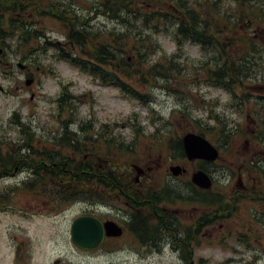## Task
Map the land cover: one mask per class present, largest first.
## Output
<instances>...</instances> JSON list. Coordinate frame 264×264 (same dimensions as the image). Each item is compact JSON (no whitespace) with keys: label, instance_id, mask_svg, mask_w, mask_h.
<instances>
[{"label":"rangeland","instance_id":"374dc122","mask_svg":"<svg viewBox=\"0 0 264 264\" xmlns=\"http://www.w3.org/2000/svg\"><path fill=\"white\" fill-rule=\"evenodd\" d=\"M25 1L31 4L26 20L45 35V40L63 47L67 46L66 27L44 13L38 4L47 8L55 3L61 7H65L62 2L71 3L78 14L89 20L92 30L105 33L124 31L122 24L110 16L96 15L103 0ZM218 1L225 10L233 8L235 14L246 6L241 7L234 0ZM145 3L153 5L152 1ZM252 3L257 8L253 22L251 19L248 24L241 22L238 29L237 25L234 29L241 47H246L247 39L251 38L257 52L253 66L251 64V82L246 89H237L241 100L233 99L221 87L206 83L203 75H196L193 66L207 59L208 54L191 42H185L178 49L171 22L161 25L160 31L151 23L144 25L140 20L133 23V32L150 34L160 46L148 59L147 66L132 63L135 75L123 76L131 90L144 96L142 101L73 66L59 56L56 47L47 46L43 50L41 46L46 44L43 39L32 43L39 49L30 56L27 49L24 53L23 47L18 46L16 35L8 36L4 44L0 41V87L3 88L0 89L1 154H7L18 136L23 137L18 134L19 125L13 121L14 114L31 126L40 140V147L50 145L61 132L63 121H67L73 131L87 128L85 135L88 136L101 131L103 136L116 139L119 144L110 143L115 146L110 148L111 156L105 154L100 143L104 140L99 135L96 145L100 147V153L96 147L93 159L99 154L98 160L104 163L103 157L108 156L120 170L130 173L128 192L136 189L146 195L151 189L170 186L174 195L179 197L159 206L172 212V221L179 223L180 233L188 227L195 239L187 262L164 243L161 250L146 248L143 258L133 253L128 255L127 262L120 260V264H264V17L259 12L264 9V0H252ZM161 9L170 10L168 7ZM173 54L181 67L171 78H156L147 73L153 63ZM27 80L32 81L27 84ZM64 92L77 98L70 107L59 102ZM214 117L223 124L219 125ZM202 127L206 129L204 136L220 150V158L212 164L207 163L206 167L214 180L209 195H224V202L229 204L223 213H216V206H205L199 201L191 175L198 169L200 161L184 159L179 149L170 144L171 140L175 142L188 132L199 133ZM176 164L186 168V173L174 176L169 168ZM134 166L143 168L144 174L138 184H135L137 173ZM19 173L2 179L0 189H30L22 182L27 173ZM240 179H244V186L248 185V189L238 185ZM239 192L245 197L239 198ZM117 195L102 193L100 198L82 200L88 204L95 201L100 215H106L107 205L131 210L125 198L119 200ZM16 198L18 204L44 206L45 197L38 194L20 192ZM72 203L63 202L64 210H55L51 203V209L42 207L40 212L34 213L31 221L18 219L17 223H21L32 236L33 264L106 263L105 257L97 256L101 251L86 253L74 247L70 226L73 219L84 211V205L66 208ZM141 211L147 212L144 207ZM201 218H205L207 224L196 233ZM124 237L121 241L129 242L132 250L134 237L130 232Z\"/></svg>","mask_w":264,"mask_h":264},{"label":"trees","instance_id":"16d2710c","mask_svg":"<svg viewBox=\"0 0 264 264\" xmlns=\"http://www.w3.org/2000/svg\"><path fill=\"white\" fill-rule=\"evenodd\" d=\"M145 1H152L153 5H147ZM234 1L241 7L246 5L245 9L235 14L233 8L225 10L218 0H103L100 9H96V15L110 16L113 21L121 23L124 27L122 32L106 33L92 30L89 20L78 14L71 7V3L62 2L65 7L55 3L56 5L52 4L47 8L38 4L44 13H48L66 27L67 46L63 47L52 40H45V35L35 30L34 25L26 20L31 4L25 0H0V41L4 44L8 36L16 35L18 46L23 47L24 53L27 49L28 55L31 56L39 49L32 43L43 39L47 44L43 43V50L47 46L56 47L59 49V56L73 66L97 77L101 83L118 87L124 93L142 101L144 96L131 90L123 76L135 75L132 63L147 66L148 59L160 46L150 34L139 32L137 35L133 32V23L138 20L144 25L151 23L153 28L160 31L161 25L171 22L174 25V39L178 49H181L185 42H191L199 45L208 54L207 59L193 66L196 75H203L206 83L221 87L229 92L233 99L241 100L237 96V89H246L247 84L251 82V64L253 66L257 52L255 42L251 38L247 39L246 47H241L234 29L236 25L238 29L241 22L248 24L250 19L253 22L257 8L252 0ZM162 7H168L170 10L161 9ZM259 12L264 17V9ZM138 16L141 19H138ZM176 59L175 54L164 56L162 60L153 63L147 73L156 78H171L181 67ZM74 101H77V98L66 92L59 98V102L67 107ZM214 120L219 125L223 124L217 117H214ZM13 121L19 125L18 134L23 137L18 136L13 141L14 144L8 148L7 154L0 152V167L11 171L17 164L28 162L32 179L23 182L27 188L61 189L64 191L63 197L61 196L63 200L75 202L91 197L94 183L101 189L110 190H118L127 185V179L121 175L124 171L113 164L108 156L103 157L104 163L98 160L97 164L93 165L96 147L99 149L97 153H100V147L96 145L98 136H102L104 140L100 142L103 145L101 151L108 155L111 154L110 148L115 147L110 143L119 144L116 139L103 136L101 131L92 136L85 135L88 130L82 127L79 131H73L67 121H63L61 132L52 139L50 145L40 147V140L36 138L28 123L23 122L18 114H14ZM222 129L224 130L225 126ZM205 130L202 127L199 133L204 135ZM172 141V147L178 148L180 156L185 158L181 138ZM126 148L129 149V146ZM98 155L96 154V157ZM112 165L113 169L110 168ZM198 167L208 170L204 162H200ZM195 190L200 202L216 206V213L226 212L228 205L223 196H210L208 193L206 198L202 191L198 192L196 188ZM97 191L96 195L100 198L102 191L98 188ZM178 197L179 195L175 196L173 189L166 185L159 190L151 189L141 198L137 197L140 198L137 204L156 216L159 205L170 199L173 202ZM141 219L145 224L146 233H154L167 224V218H161L160 223L154 224L155 218L145 213L141 215ZM203 222L207 224L205 220L197 223L196 233ZM188 241L195 242V239L190 235Z\"/></svg>","mask_w":264,"mask_h":264},{"label":"flooded vegetation","instance_id":"af4514ba","mask_svg":"<svg viewBox=\"0 0 264 264\" xmlns=\"http://www.w3.org/2000/svg\"><path fill=\"white\" fill-rule=\"evenodd\" d=\"M48 160V159H46ZM98 162V158L93 159V165H96ZM139 167L141 171L137 169ZM111 169H113V165L110 166ZM137 177L135 179V184H138L140 182L141 176L143 173V168L140 166H134ZM185 171H183L182 174L186 173V168L183 167ZM24 173L26 172L27 175L24 177L22 182L29 181V179H32V175L30 172V165L27 163L25 164H17L14 166V168L10 171V169H4L3 167H0V181L2 179L11 178L16 175V173ZM19 173V174H20ZM194 173V172H193ZM192 173V175H193ZM180 174V175H182ZM123 177L127 179V185L129 184V179H131V174L128 172H122ZM191 175V179H192ZM244 179L239 180V186L243 187ZM193 183V181H192ZM214 184V181H213ZM247 184V183H246ZM127 185H125L124 188H120L118 190H110L109 188L101 189L97 186L96 183L93 184V194L91 197H97L96 192L97 188L102 191L103 194H110V193H117L119 200H124L127 207L131 210H125L123 208H116L115 205H107V210L105 211L106 215H100V212L98 211V204L95 201H90L89 204L84 200L82 203L77 202L76 204H71L70 206H67L66 208L73 209L76 205L80 207V205H84L82 207V213H80L78 216L81 215H90L93 217H96L97 219L101 220L102 223H105L107 221H113L117 223L121 229L122 233L118 236H107L105 235L103 242L101 245L95 249H82L76 247L74 244V247L82 252H98L101 251V253H98V257H105L106 263L105 264H120V260L127 262L128 255L130 254H137L140 258H143L145 255L146 248H154L155 250H161V247L164 243L168 244V246L171 247V249H174L176 253L179 254V257L181 260H189V255H192V241L189 240V228L187 227V230H183V232L180 233L179 229V223L172 221V212L166 210V208H162V206H158L157 208V214L156 216H153L152 213L148 212H142L140 205H138V201H140V198L145 196V192L142 190H126ZM193 186L198 190V192L202 191L206 198H208L209 189H203L198 186H196L193 183ZM248 189V185L244 186ZM6 189L2 188L0 189V238L2 243H0V264H33V251H32V236L27 232V230L22 228L21 223H17L18 219L23 221H31L34 213L40 212L41 208H50L51 209V203L52 205L57 209H63V199L62 195L64 193L61 189H53V188H46L42 190L38 189ZM250 191H253L251 189ZM20 192H24L25 194H38L41 195L44 198V206H32L30 203L29 205H22L18 204L19 199L16 197L20 195ZM242 193L239 192V198L245 197L241 195ZM62 196V197H61ZM223 196L225 200V196ZM90 197V198H91ZM140 197V198H137ZM55 203V204H54ZM209 204H205L207 206ZM229 205V204H227ZM68 208V209H69ZM228 209V206L226 207ZM64 210V209H63ZM148 214L149 216L155 218L154 224L160 223L161 218H167V224H164L162 228H158L157 231L154 233H146L144 230L145 224L143 220L141 219L142 214ZM152 214V215H151ZM75 217V218H76ZM74 218V219H75ZM117 218V219H116ZM73 219V221H74ZM203 221V218L200 219V221ZM205 220V218H204ZM72 221V222H73ZM199 222V221H198ZM206 222V220H205ZM207 223V222H206ZM205 226L204 222L202 224V227ZM20 229V230H18ZM191 231V230H190ZM127 232H130L131 235L134 237L131 240L132 244V250L130 249L129 242L125 243L121 240H124V235L127 234ZM129 238V237H128ZM12 252V254L10 253ZM131 251V252H130ZM133 254V255H134ZM191 258V256H190ZM60 260L57 262L59 263ZM56 262V263H57Z\"/></svg>","mask_w":264,"mask_h":264},{"label":"water","instance_id":"95a60500","mask_svg":"<svg viewBox=\"0 0 264 264\" xmlns=\"http://www.w3.org/2000/svg\"><path fill=\"white\" fill-rule=\"evenodd\" d=\"M31 81L27 80V84H30ZM182 142L188 160L199 159L213 162L219 157V149L201 134L188 132L182 137ZM137 169L141 171L139 167ZM170 171L174 176H178L185 169L180 165H172ZM192 181L203 189H210L213 184L209 173L202 169L193 173ZM121 233L122 229L117 223L113 221L102 223L101 220L90 215L77 217L70 228L73 244L82 249H95L101 245L105 235L118 236Z\"/></svg>","mask_w":264,"mask_h":264}]
</instances>
